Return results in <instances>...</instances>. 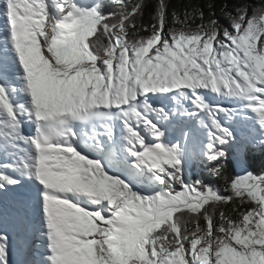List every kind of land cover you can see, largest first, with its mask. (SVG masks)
I'll use <instances>...</instances> for the list:
<instances>
[{
	"label": "snow or ice",
	"instance_id": "6c2138e0",
	"mask_svg": "<svg viewBox=\"0 0 264 264\" xmlns=\"http://www.w3.org/2000/svg\"><path fill=\"white\" fill-rule=\"evenodd\" d=\"M115 3L0 0V156L14 161L0 166V195L33 185L31 216L26 199L15 220L24 242L39 236L41 264H264V174L226 180L253 207L218 222L206 206L233 197L186 178L194 162L223 178L227 149H247L217 112L255 121L264 146V7L236 9L221 32L215 18L166 30L163 0L149 26L137 24L141 4ZM209 93L239 108L213 107ZM197 122L207 143L190 152ZM8 246L0 232V264Z\"/></svg>",
	"mask_w": 264,
	"mask_h": 264
},
{
	"label": "trees",
	"instance_id": "16d2710c",
	"mask_svg": "<svg viewBox=\"0 0 264 264\" xmlns=\"http://www.w3.org/2000/svg\"><path fill=\"white\" fill-rule=\"evenodd\" d=\"M105 3L110 7L104 9L106 12H118L120 6L115 3V0H105ZM129 6L133 4L142 5V14L137 18V24L149 26L154 23L158 5L161 0H125ZM166 5V30L179 29L182 27L181 22L185 29H194L202 22L207 23L210 19H218L221 32L224 29H230V24L233 17L236 16V9L246 8L248 16L253 15V10L264 7V0H163ZM199 10V11H197ZM199 12H203V21L199 17ZM214 14V15H213ZM131 34V33H130ZM150 32L141 30L138 36L147 37ZM103 43H107L106 38H102ZM247 149L240 154L242 160L243 170L240 172L237 167V154L232 149H227L229 156L227 165L224 171L223 178H217L211 173V165L204 163H192L186 174V178L191 181L200 179L204 184L210 185L221 196L233 197L227 204L209 205V214L213 215L215 221H219L220 212L223 211L227 215H231L233 219L237 218V213L233 211L234 208L240 210H247L253 207L251 202L241 204L238 199L233 196L228 183L237 176L244 175L251 172L254 175L264 174V146L255 141L247 142ZM226 180L228 183H226ZM176 190H180V186H175ZM186 219L188 217L186 216ZM201 226L204 225L203 217L200 218Z\"/></svg>",
	"mask_w": 264,
	"mask_h": 264
},
{
	"label": "bare ground",
	"instance_id": "6f19581e",
	"mask_svg": "<svg viewBox=\"0 0 264 264\" xmlns=\"http://www.w3.org/2000/svg\"><path fill=\"white\" fill-rule=\"evenodd\" d=\"M1 32V31H0ZM197 142V141H196ZM202 141H198V144H200ZM134 187L139 189V185L136 181H132ZM138 186V187H137ZM21 242V239H18ZM39 240V237L37 238ZM22 249L18 248L15 253H13L15 264H38L36 263L38 259H41L42 261L44 258H42L39 255V252L41 253V249L36 247V239L34 242L27 241L25 243L24 241L21 242ZM40 256V257H39ZM46 258V257H45ZM9 262H11V259H8ZM14 264V263H12Z\"/></svg>",
	"mask_w": 264,
	"mask_h": 264
},
{
	"label": "rangeland",
	"instance_id": "374dc122",
	"mask_svg": "<svg viewBox=\"0 0 264 264\" xmlns=\"http://www.w3.org/2000/svg\"><path fill=\"white\" fill-rule=\"evenodd\" d=\"M0 40H4V32H3V24H0ZM13 79H16L15 76L12 77ZM233 132L235 133L236 130H233ZM236 134V133H235ZM238 137L236 138L237 141H240V140H244L246 142H249V141H252L254 140L255 142L259 140V143H260V135H259V128L258 127H255V129H251V127H246V130L243 132V134H241L240 132H238ZM201 143L198 144L196 143L195 145L197 147H201L203 144H206L207 143V136H204L202 139H201ZM258 143V142H256ZM219 147V145H217ZM5 157L4 156H0V161L1 160H4ZM237 159H238V167L237 169L241 172L243 170V168H240L242 166V160L240 158V155L237 156ZM187 173V172H186ZM36 263L40 264V261L38 260Z\"/></svg>",
	"mask_w": 264,
	"mask_h": 264
}]
</instances>
